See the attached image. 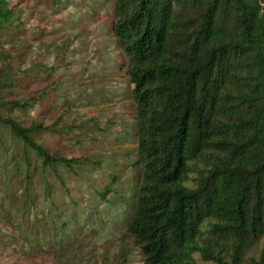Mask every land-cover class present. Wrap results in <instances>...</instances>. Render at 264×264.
I'll return each mask as SVG.
<instances>
[{
	"label": "trees",
	"instance_id": "obj_1",
	"mask_svg": "<svg viewBox=\"0 0 264 264\" xmlns=\"http://www.w3.org/2000/svg\"><path fill=\"white\" fill-rule=\"evenodd\" d=\"M110 3L112 43L125 59L135 107L125 229L142 264H197L195 256L264 264V0ZM24 5L32 7L0 0V50L21 30ZM2 51L0 92L15 87L4 72L13 59ZM27 107L0 94V126L22 151L10 158L24 200L36 170L28 154L39 172L73 170L78 160L36 140L54 129L15 114ZM54 235L59 242L61 232Z\"/></svg>",
	"mask_w": 264,
	"mask_h": 264
},
{
	"label": "rangeland",
	"instance_id": "obj_2",
	"mask_svg": "<svg viewBox=\"0 0 264 264\" xmlns=\"http://www.w3.org/2000/svg\"><path fill=\"white\" fill-rule=\"evenodd\" d=\"M30 5L17 13L15 39L2 44L13 59L4 72L15 87L0 94L27 102L19 118L54 129L38 132V142L78 160L73 170L53 165L39 172V160L28 154L36 170L24 200L10 158L22 151L0 126V264H142L125 229L136 168L135 107L125 59L112 43L110 0Z\"/></svg>",
	"mask_w": 264,
	"mask_h": 264
}]
</instances>
